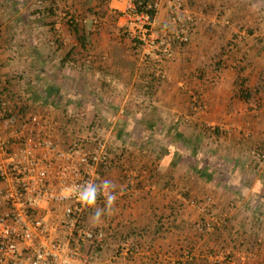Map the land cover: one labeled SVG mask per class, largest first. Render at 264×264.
Returning a JSON list of instances; mask_svg holds the SVG:
<instances>
[{
  "label": "crops",
  "instance_id": "crops-1",
  "mask_svg": "<svg viewBox=\"0 0 264 264\" xmlns=\"http://www.w3.org/2000/svg\"><path fill=\"white\" fill-rule=\"evenodd\" d=\"M100 1L104 16L95 23ZM18 2L32 7L0 0V19H12L26 35L19 48L11 37L0 41V57H8L0 62V82L10 98L51 81L65 94L61 104L90 101L91 118L115 133L106 136L112 149L103 181L117 191L138 178L111 206L96 202L90 210L103 209L97 227L106 233L96 264H264V162L250 155L264 151V0H187L198 19L190 42L161 62L143 60L129 45L125 0H60L91 29L92 46L81 52L87 58L75 55V62L62 58L72 47L81 51L69 30L61 24L63 50L54 54L42 13L34 11L41 2ZM154 27L171 33L164 7ZM228 41L233 50L215 62Z\"/></svg>",
  "mask_w": 264,
  "mask_h": 264
},
{
  "label": "built area",
  "instance_id": "built-area-1",
  "mask_svg": "<svg viewBox=\"0 0 264 264\" xmlns=\"http://www.w3.org/2000/svg\"><path fill=\"white\" fill-rule=\"evenodd\" d=\"M186 5L187 0H125L123 31L140 44L143 60L152 55L161 62L175 46L189 44L198 19ZM161 7L169 14V35L154 27L150 15ZM62 19L71 22L75 16L63 13ZM11 99L0 97V264H96L106 233L102 227L86 226L92 207L81 193L93 184L98 188L96 202L108 201L102 172L111 163L110 139L93 129L97 124L64 143L61 123L44 112L21 113L10 106ZM250 155L264 162V151L255 148ZM136 184L138 178L131 176L110 194L119 198Z\"/></svg>",
  "mask_w": 264,
  "mask_h": 264
},
{
  "label": "rangeland",
  "instance_id": "rangeland-1",
  "mask_svg": "<svg viewBox=\"0 0 264 264\" xmlns=\"http://www.w3.org/2000/svg\"><path fill=\"white\" fill-rule=\"evenodd\" d=\"M39 1H41V0H39ZM52 1H53V4H55V6L57 7V9H56L57 17L53 18L51 20L52 22H54V24H53L54 28L53 29L55 31V38H58L59 41L62 43L63 42L61 40L62 39V35H61V32H60L61 31V24L63 22L62 14L63 13L64 14H73V16L76 17V13L73 12V10L61 9L60 0H56V1L52 0ZM17 2H18V0H13V3L17 4L18 8H20L22 10H24V8H26V10H29L32 7V6H29V5L24 4L22 2H20V3L19 2L17 3ZM40 5H39V10H34V11H38V12L42 13V10L44 8L42 2L40 3ZM101 5L100 6L98 5L95 8V10H94V11H96L95 14H96V18H97L96 19L97 22H95V23H99V22L102 23L99 20V19H101L99 17V13H102V10L100 9ZM34 17H35V15H34ZM34 17L32 16V20L33 21H34ZM27 20H29V19H27ZM15 21H17V20H15ZM20 21H21L20 23L22 25L26 24V22L28 23V21H26L24 19V17L21 18ZM11 22H13V20L10 19V18L0 19V41H3V43L7 42L8 38L11 37L15 41V43L10 44L11 46H15L16 48H19L20 46L23 47L24 39H26V35H24V33H23V28H17L16 30L13 29L12 25H10V24H12ZM261 22L262 21H260V23ZM15 23H17V22H15ZM38 24H40V22H38ZM223 25L226 26L225 28H227V26H228L227 23L226 24L224 23ZM261 25L264 26V24H261ZM259 29H260V25L257 27L256 30H259ZM12 31H14V36L16 38H14L13 35L11 36ZM47 31H48V28H47ZM253 31L255 32V29ZM6 36H8V37L5 38ZM233 39H236L234 35H233L232 40ZM262 39L264 40V35L262 36ZM262 46H264V45H262ZM48 51H49V54H50L51 49L48 50ZM219 52H218V54H220ZM80 55H81L80 59H82V55L85 56V59L87 58V54H79V56ZM0 58H1L0 62H3L2 59L4 58V59L7 60L8 57L7 56H5V57L1 56ZM75 61H77L76 57H71V58H69V60L67 62H75ZM19 62H22V61H19ZM57 88H58L57 85H55L51 81L44 82V83H41V84L30 85V87H29V92L30 93L29 92H25V94L22 93L24 95L21 94V95L17 96L16 98L11 99L10 100V106L13 107V108H15V107L18 108V107H20L22 105L23 106L29 105V107H28L29 111L31 110V111H38V112H41V113L42 112L46 113L47 115H49L50 117H53L56 121H58L59 124L61 123V127L66 130L65 131V135L67 134L66 136L69 137V139H71V140L74 139L76 136L88 133L90 131V128L95 127V125H97V124L98 125L95 128H93V129L101 130L105 137L107 136V134H110L109 137H112L113 134L115 135L114 132L112 133V132L106 131L105 128H104V130H102L101 121H99L97 119V117H95V116H92V118H91V115L88 114V111L90 112V109H88L87 106H89L88 103L90 101L88 102L87 100H81L82 102L80 103V105H76V104H73L75 100H72L71 98H68V99L65 100L66 104H61L63 99L65 98V94H64V92L63 93L62 92H58L57 93L56 92ZM29 94H30V96L28 97ZM31 102H32V104H30ZM44 105H45V108H42V106H44ZM85 108H87V109H85ZM90 118H91V120H90ZM150 150L152 151V149H150ZM111 167H112V165H111ZM249 213L254 215V213H258V211L249 212ZM84 221H85L86 226L88 228H96L98 221L95 218V210L89 211L86 214ZM226 224H227V217H226ZM223 227L224 226L222 225L221 228H223ZM261 261L263 263L264 259H262Z\"/></svg>",
  "mask_w": 264,
  "mask_h": 264
},
{
  "label": "trees",
  "instance_id": "trees-1",
  "mask_svg": "<svg viewBox=\"0 0 264 264\" xmlns=\"http://www.w3.org/2000/svg\"><path fill=\"white\" fill-rule=\"evenodd\" d=\"M136 1H141L143 2V4L148 3L149 0H136ZM40 2H42L43 4V10H42V23L43 25H45L48 28V31L51 33L52 37H53V46H54V54L58 55V53L61 55V52L63 50L62 44L59 41L58 38H55V31H54V27L53 24L54 22H52L51 20L53 18L57 17L56 14V9L57 7L55 6V4H53L52 0H41ZM104 3L103 1H100L99 6ZM87 11H91V9H87ZM94 13V12H93ZM150 15L151 18L153 19L156 15V11L151 10L150 11ZM103 11L102 13H99V17H103ZM63 26L66 27V29L69 30L70 35L73 36L74 40L78 42L77 46L80 44L81 45V51H78L75 47L70 48V50L65 51L64 55H63V61L67 62L69 60V58L74 57L75 55H79L81 54V52H88L89 48H87L88 46H92V44H90V35H91V29L90 28H86V27H82L78 24V21L75 17V19H73L71 22H66L63 20L62 22ZM123 31V30H122ZM128 37L129 39V45L131 46L132 50L134 51L135 54H138V50L140 49V44L136 41V40H132L129 38V35L125 33V37ZM138 43V44H137ZM233 46L234 44L232 42H226L225 44H223L220 47V54L217 55L216 57V61L215 62H225L227 59V56L229 55V53L233 50ZM216 56V54H215ZM156 81H152V83H155ZM1 83V82H0ZM2 84V83H1ZM156 84V83H155ZM60 91V88H59ZM56 91V92H59ZM10 93L8 92L7 89V83L2 84V87H0V97L2 96H6L7 98H10ZM29 105H25V106H20V107H15V109H18L21 113L26 112V110L28 109Z\"/></svg>",
  "mask_w": 264,
  "mask_h": 264
},
{
  "label": "clouds",
  "instance_id": "clouds-1",
  "mask_svg": "<svg viewBox=\"0 0 264 264\" xmlns=\"http://www.w3.org/2000/svg\"><path fill=\"white\" fill-rule=\"evenodd\" d=\"M103 189L106 193H108L107 199L109 206L112 205L113 201L115 200V196L110 194V189L112 187L110 181H103ZM98 188L94 187L93 184H88L81 193V198L89 207H95L96 200H97ZM103 213V209L96 207L95 208V218L99 220Z\"/></svg>",
  "mask_w": 264,
  "mask_h": 264
}]
</instances>
